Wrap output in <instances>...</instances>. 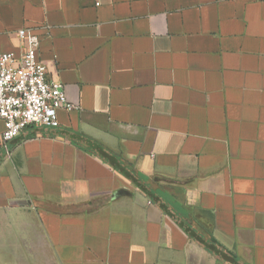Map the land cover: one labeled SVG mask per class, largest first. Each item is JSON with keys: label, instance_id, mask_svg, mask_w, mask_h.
<instances>
[{"label": "crops", "instance_id": "obj_1", "mask_svg": "<svg viewBox=\"0 0 264 264\" xmlns=\"http://www.w3.org/2000/svg\"><path fill=\"white\" fill-rule=\"evenodd\" d=\"M22 29L73 109L0 150V264H264V0H0Z\"/></svg>", "mask_w": 264, "mask_h": 264}, {"label": "built area", "instance_id": "obj_2", "mask_svg": "<svg viewBox=\"0 0 264 264\" xmlns=\"http://www.w3.org/2000/svg\"><path fill=\"white\" fill-rule=\"evenodd\" d=\"M24 51L0 52V150L10 157L9 144L30 125L59 126L58 112L71 110L62 86L48 79V69L39 58L40 39L29 30L18 31Z\"/></svg>", "mask_w": 264, "mask_h": 264}]
</instances>
